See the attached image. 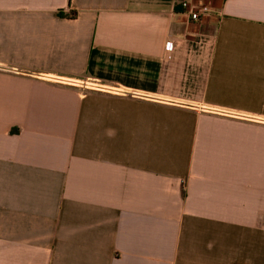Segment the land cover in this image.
I'll list each match as a JSON object with an SVG mask.
<instances>
[{
  "label": "crops",
  "instance_id": "crops-1",
  "mask_svg": "<svg viewBox=\"0 0 264 264\" xmlns=\"http://www.w3.org/2000/svg\"><path fill=\"white\" fill-rule=\"evenodd\" d=\"M180 1L0 0V264H264V0Z\"/></svg>",
  "mask_w": 264,
  "mask_h": 264
},
{
  "label": "built area",
  "instance_id": "built-area-1",
  "mask_svg": "<svg viewBox=\"0 0 264 264\" xmlns=\"http://www.w3.org/2000/svg\"><path fill=\"white\" fill-rule=\"evenodd\" d=\"M180 4L193 20H200L213 12L212 6L203 0H182ZM171 47L172 43L168 42V50H171Z\"/></svg>",
  "mask_w": 264,
  "mask_h": 264
},
{
  "label": "trees",
  "instance_id": "trees-1",
  "mask_svg": "<svg viewBox=\"0 0 264 264\" xmlns=\"http://www.w3.org/2000/svg\"><path fill=\"white\" fill-rule=\"evenodd\" d=\"M70 16L71 17H75L76 16V11L71 12Z\"/></svg>",
  "mask_w": 264,
  "mask_h": 264
}]
</instances>
